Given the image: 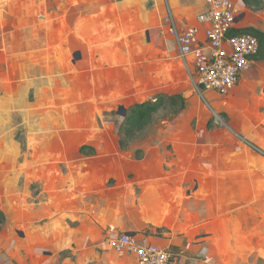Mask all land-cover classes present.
Here are the masks:
<instances>
[{
    "label": "rangeland",
    "instance_id": "obj_1",
    "mask_svg": "<svg viewBox=\"0 0 264 264\" xmlns=\"http://www.w3.org/2000/svg\"><path fill=\"white\" fill-rule=\"evenodd\" d=\"M1 2L0 264H138L123 234L173 264H264V62L200 93L163 23L197 0Z\"/></svg>",
    "mask_w": 264,
    "mask_h": 264
},
{
    "label": "built area",
    "instance_id": "obj_2",
    "mask_svg": "<svg viewBox=\"0 0 264 264\" xmlns=\"http://www.w3.org/2000/svg\"><path fill=\"white\" fill-rule=\"evenodd\" d=\"M203 10L195 24L181 27L168 11L163 23L182 58H191L195 86L200 93L229 95L259 56L260 43L251 33L241 32V10L234 0H202ZM109 246L129 251L138 264H173L172 254L156 245H142L132 235L113 238Z\"/></svg>",
    "mask_w": 264,
    "mask_h": 264
},
{
    "label": "trees",
    "instance_id": "obj_3",
    "mask_svg": "<svg viewBox=\"0 0 264 264\" xmlns=\"http://www.w3.org/2000/svg\"><path fill=\"white\" fill-rule=\"evenodd\" d=\"M243 2L246 4V6H256V7H264V2L263 0H243ZM241 32H249L251 33L253 36H255L259 43H260V53L258 58L260 60H264V31L262 30H256V29H249V31H246L244 29L241 30ZM181 101L180 97H171V102L172 103H177ZM139 110L137 112V114L135 115V117L130 121V124H132L133 126H136L138 124H140L142 121H146V119H148V115H149V103L144 104L142 106L138 107ZM132 126V127H133Z\"/></svg>",
    "mask_w": 264,
    "mask_h": 264
},
{
    "label": "crops",
    "instance_id": "obj_4",
    "mask_svg": "<svg viewBox=\"0 0 264 264\" xmlns=\"http://www.w3.org/2000/svg\"><path fill=\"white\" fill-rule=\"evenodd\" d=\"M4 1H5V2H11V0H4ZM189 1L193 2L194 0H171V2H189ZM197 1L203 3L202 0H197ZM237 2H239V0H237ZM263 2H264V0H263ZM1 3H2V2H1V0H0V4H1ZM203 5H204V4H203ZM195 19H196V18H195ZM177 22H178V21H177ZM178 23H179V22H178ZM182 23H183V24H182ZM179 24H180L181 27H185V26L188 25V24H185L184 22H181V23H179ZM193 24H195V22H194ZM193 24H192V25H193ZM260 62H264V60H260L258 57H257L256 59H254L253 66L251 67V69H250L248 72H250L251 70H253V69L258 65V63H260ZM248 72H247V73H248ZM247 73H245L244 76H245ZM244 76H243V77H244ZM243 77L241 78V80L243 79ZM241 80H240V82H241ZM240 82H239V83H240ZM238 85H239V84H238ZM238 85H237V86H238ZM237 86H236V87H237ZM236 87H235V88H236ZM235 88H234V89H235ZM233 91H234V90H233ZM233 91H232V92H233ZM232 92H231V93H232ZM231 93H230V94H231ZM230 94H229V95H230Z\"/></svg>",
    "mask_w": 264,
    "mask_h": 264
}]
</instances>
